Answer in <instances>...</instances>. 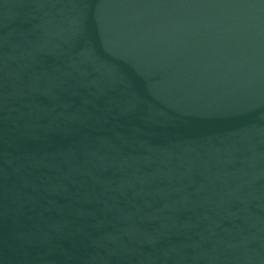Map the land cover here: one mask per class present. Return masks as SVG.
<instances>
[{
    "label": "water",
    "instance_id": "1",
    "mask_svg": "<svg viewBox=\"0 0 264 264\" xmlns=\"http://www.w3.org/2000/svg\"><path fill=\"white\" fill-rule=\"evenodd\" d=\"M0 264H264V0H0Z\"/></svg>",
    "mask_w": 264,
    "mask_h": 264
}]
</instances>
